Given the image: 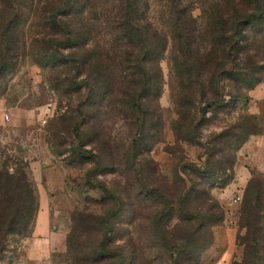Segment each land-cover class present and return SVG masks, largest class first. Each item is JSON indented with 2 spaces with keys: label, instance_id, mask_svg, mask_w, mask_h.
<instances>
[{
  "label": "rangeland",
  "instance_id": "374dc122",
  "mask_svg": "<svg viewBox=\"0 0 264 264\" xmlns=\"http://www.w3.org/2000/svg\"><path fill=\"white\" fill-rule=\"evenodd\" d=\"M69 1L77 16L65 20L82 40L86 29L93 30L89 45L95 42L101 50L125 28L143 31L145 36L133 35L132 44L158 55L147 61L154 92L135 103L137 97L119 91L125 81L116 72L111 94L95 108L86 106L94 118L80 125L78 111L87 96H64L50 80L58 71L85 81L75 51L59 47L68 37L57 25L60 0H0V35L12 19L24 35L16 67L0 78V167L25 173L34 197L27 231L0 239V264H34L26 242L40 216L42 185L51 199L52 228L67 235L65 252L52 254L46 264H74L106 234L119 255L131 252L132 239L136 264H190L186 257L194 243L209 238L208 229L192 237L208 209L223 212L224 221L212 229L200 264H222L228 228L236 236L226 263H242L248 237L242 215L251 204L244 191L253 179H264V98L251 96L264 86V0H131L130 24L122 0ZM124 14L121 26L117 21ZM184 33L186 41L174 38ZM158 36L166 39L162 50ZM180 42V48L187 46L182 52ZM258 76L263 81L250 89ZM180 100L194 116L191 123L178 115ZM56 123L70 132L51 136ZM239 182L246 187L231 197ZM237 195L241 203L234 202ZM108 210H118L112 225H95ZM256 211L261 218L264 212Z\"/></svg>",
  "mask_w": 264,
  "mask_h": 264
},
{
  "label": "trees",
  "instance_id": "16d2710c",
  "mask_svg": "<svg viewBox=\"0 0 264 264\" xmlns=\"http://www.w3.org/2000/svg\"><path fill=\"white\" fill-rule=\"evenodd\" d=\"M125 5L126 15L124 14L121 17V20L117 21L121 26L124 25V17L126 16L127 23L130 24L132 15L134 13L135 4L131 0H122ZM65 2V3H64ZM71 1L60 0V7L57 13V17H60L61 22H58L57 25L63 32L66 31V37L60 39L59 47L62 49H69L75 51L73 58L76 57V62L79 64V67L84 68L85 81H76L77 79L70 80L69 77L63 72L59 73L56 71L51 76L52 86L55 87L58 91L63 92L64 96L77 94L78 96H87V100L82 99L80 103V114L83 119L80 125H88L89 122L94 118V115H90L86 106L95 108L100 104V101H103L107 98L109 94L113 91V76L116 72H119L125 81L124 86L120 88V92L128 97H137L135 103L139 102L144 95H151L154 92V85L151 79V75L154 74L152 69L148 68L147 61H156L158 55L154 54L156 51H146L140 49L137 46L132 44L133 35L139 34L140 37L145 36L143 31L138 33L130 31L125 28L122 33L118 34L117 38L114 39V44L106 45L103 50L98 47V44L93 42V45H89V42L94 41L93 30L86 29L84 32L87 36L86 40L80 38L81 35H77L72 29L71 24L65 20L66 17L71 18V16H77L72 12V6L70 5ZM54 15V14H53ZM71 20V19H70ZM7 21V20H6ZM72 21V20H71ZM47 24L50 25L55 33L56 30L52 26L50 20H47ZM82 25V19L79 20V23ZM5 28V27H4ZM67 29V30H66ZM15 19H12L7 23L5 28V33L0 35V50H2V59H0V78L5 76L6 73L12 71L11 69L16 67L17 51L19 44L24 43V35L20 32H16ZM54 33V35H55ZM236 34V32H235ZM240 34V32H238ZM59 35L57 31V36ZM156 32L154 36H156ZM181 39L186 41L185 33L182 35H175L174 38ZM236 37V36H235ZM247 37L242 32V41H246ZM8 40V41H6ZM175 40V39H174ZM159 48L164 49L162 46L166 43L165 37H159ZM6 43V45H5ZM33 43L37 41L33 40ZM178 43L176 47L179 52H182L184 48H187L185 44L184 47L180 48ZM237 42L234 46V49L237 47ZM14 46V47H12ZM91 46V47H90ZM186 46V47H185ZM244 50L243 47L237 50L240 52ZM166 51V50H163ZM162 51V52H163ZM13 54L11 57L9 55ZM10 59L9 62L8 59ZM65 61V60H62ZM88 68V69H87ZM179 70L176 71L179 74ZM65 74V75H64ZM3 78V77H2ZM263 81V77H256L251 81V88L257 86ZM1 89V85H0ZM88 90L85 94L83 91ZM93 96V97H92ZM184 101L179 102L178 115L181 120L191 123L194 116L189 111L185 110L186 105ZM86 109V112H85ZM61 120V119H60ZM195 121V119H194ZM58 124H53L50 128L51 136H58V132H70L68 127L63 126L62 121L60 125V131L58 130ZM57 125V126H54ZM79 125V126H80ZM73 131V130H72ZM71 131V132H72ZM143 135V134H142ZM148 134L144 138L147 141ZM152 150V146L149 148ZM79 156V155H78ZM197 187V185H196ZM196 187H193L192 192L196 190ZM158 191V190H157ZM198 192H194V196ZM246 194V197L251 201L250 205H246L243 210V220L244 226L248 228V237L247 243V253L245 260L240 262H235L234 264H264V179H253L248 189H245L243 198ZM162 198H165L164 195ZM201 198L200 195L195 197V200ZM167 200V199H166ZM243 201V199H242ZM122 210L124 203H121ZM220 209V206L216 204ZM33 209H34V197L31 188V184L25 173L15 171L11 172L7 166L0 167V239L3 241L4 237L9 234H22L25 233L28 227L31 224L33 219ZM262 211L261 218L257 216L256 210ZM213 209H208L207 214L201 216L199 224L195 229H193L192 237H199L202 235V232L206 229L209 230V238H201V242L194 243V249L186 257V261L190 264H200V255L206 250V242L212 237V229L214 227L220 226L224 221V213L217 211V213H212ZM120 211V210H119ZM118 210L109 211L103 216L102 219L98 220L95 225L101 224V226L110 227L112 225V220H114ZM162 219L166 217L165 211H161L157 214ZM241 215V213H240ZM241 220V219H240ZM239 227L243 228L240 221L237 224ZM107 230V229H106ZM105 239L102 244L94 249H90L82 258L75 260L74 264H136V248L137 246L130 241L131 252L128 255L121 254L119 255L113 248V240L110 237H107V234L104 236ZM199 239V238H198ZM239 241V239H238ZM2 244V242H0ZM68 249L71 251L73 247L71 246V241L68 240ZM72 259V258H70Z\"/></svg>",
  "mask_w": 264,
  "mask_h": 264
},
{
  "label": "crops",
  "instance_id": "0c3cea01",
  "mask_svg": "<svg viewBox=\"0 0 264 264\" xmlns=\"http://www.w3.org/2000/svg\"><path fill=\"white\" fill-rule=\"evenodd\" d=\"M263 88L264 86H261L253 90L251 96L254 99L258 97L264 98L262 90ZM32 170L34 171L33 167ZM262 171L264 172L263 169ZM41 178H43V171L41 174ZM245 185L246 184H243L241 182H239L237 185H234L230 192L231 197L233 192H236L238 189L245 188ZM42 188L43 190L41 191V189H39L40 193L38 194L41 209L40 216L38 217V220L32 228V236L28 238L26 242L27 257L34 264H46L45 261H47V259L51 257L52 254L63 253L66 250L67 235L52 228L50 216L51 199L48 195V192L44 189L43 185ZM227 221L228 219L226 218V222ZM230 223V225H232V222ZM227 235L229 241L227 252L228 256H225L224 260L222 261V264H227L226 262H228V259H231L235 244L236 234L233 229L228 228Z\"/></svg>",
  "mask_w": 264,
  "mask_h": 264
},
{
  "label": "built area",
  "instance_id": "2783aa9c",
  "mask_svg": "<svg viewBox=\"0 0 264 264\" xmlns=\"http://www.w3.org/2000/svg\"><path fill=\"white\" fill-rule=\"evenodd\" d=\"M6 118L9 119V116L7 115ZM44 123H46V122L44 121ZM241 201H242V196H240V195H237L234 199L235 203H241Z\"/></svg>",
  "mask_w": 264,
  "mask_h": 264
},
{
  "label": "water",
  "instance_id": "95a60500",
  "mask_svg": "<svg viewBox=\"0 0 264 264\" xmlns=\"http://www.w3.org/2000/svg\"><path fill=\"white\" fill-rule=\"evenodd\" d=\"M206 111V109H204V112Z\"/></svg>",
  "mask_w": 264,
  "mask_h": 264
}]
</instances>
